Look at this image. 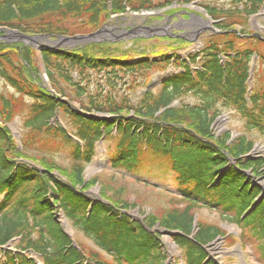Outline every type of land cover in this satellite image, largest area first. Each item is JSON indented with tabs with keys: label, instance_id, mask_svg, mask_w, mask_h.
I'll use <instances>...</instances> for the list:
<instances>
[{
	"label": "trees",
	"instance_id": "obj_1",
	"mask_svg": "<svg viewBox=\"0 0 264 264\" xmlns=\"http://www.w3.org/2000/svg\"><path fill=\"white\" fill-rule=\"evenodd\" d=\"M175 3L0 0V28L52 36L60 32L51 29L52 19L79 17L91 27L84 34H90L102 24L108 6L112 14H120L125 9L151 11ZM263 6L264 0H233V7L228 10L204 8L216 22L218 33L197 53L188 55L187 61L176 52H139L134 56L130 50L123 48L121 53L106 48V44L72 50L45 49L40 59L48 87L40 83L37 66L25 61L21 48L0 52V81L29 101L21 117L22 148L18 149L4 127L13 105L11 100L0 97V195L5 194L0 203V247L19 238L16 247L34 252L44 264H83L86 259L96 264H164L161 239L154 232L158 222L159 228L180 234L173 241L182 251L185 264H205L203 247L218 237L220 230L199 224L194 241L188 238L194 207H204L220 211L227 221L242 229H251L261 242L264 259V199L240 220L262 192L246 173L260 176L263 161L251 162L245 157L253 144L247 134L256 132L264 137V69L259 70L264 56L253 48L236 46V41H246L251 34L233 33V23L237 22L232 18L236 15L247 19ZM251 42L264 45L255 37ZM253 57L257 62L249 80ZM197 59L200 70L192 73L190 67ZM170 67L182 71L166 78L157 90L134 97L147 75ZM187 96L196 102L184 103ZM223 113L237 117L244 130L231 143L230 132L216 137L212 130L216 118ZM57 116L82 146L55 123ZM114 128L116 146L109 157L110 168L122 176L146 182L140 176L143 157L159 158L167 167L166 178L172 179L177 196L188 203L187 208L172 210L161 218L149 216L139 223L128 214L135 205L124 199L111 200L102 191L101 201L87 214L90 201L84 193L97 179L84 183L83 169L93 157L94 143L103 136L108 138ZM44 140H60V144L68 146L69 168H61L53 158L36 152L40 149L35 147ZM230 161L234 164L230 165ZM59 211L75 231L110 256L111 262H102V254L93 249L74 247L59 227ZM17 258L19 264H28L23 257Z\"/></svg>",
	"mask_w": 264,
	"mask_h": 264
},
{
	"label": "rangeland",
	"instance_id": "obj_2",
	"mask_svg": "<svg viewBox=\"0 0 264 264\" xmlns=\"http://www.w3.org/2000/svg\"><path fill=\"white\" fill-rule=\"evenodd\" d=\"M174 1H176L175 4L161 9L142 12H131L125 9V12L120 14H112L108 6V10L102 15V24L93 32H98L94 38L67 41L62 43L59 48L72 50L75 48H88L96 44H106V48H115L121 53L123 52V48L130 50L133 52L134 56L139 52L147 54L176 52L185 58L190 52L202 48L207 40H209L210 36L217 32L214 23L204 13L203 7L217 10H228L233 7V0H190L191 2L189 4H184V0ZM232 18L234 19L233 22L238 23H233L235 31H241L252 35H264V7L260 8L258 13L247 19L236 15ZM52 21L51 29L60 32L48 38H41L43 37L41 35L35 36L30 33H22L23 35L35 38V44L20 40L16 37L0 40V52L2 53L16 48L22 49V57L31 66H37L39 70V81L46 87H48V82L44 72L41 70L38 45H44L47 46V48L53 49L54 46H56L54 43L59 41L62 37H67L65 34H76L69 36V38L86 36L90 34L84 33L89 32L91 29V27L89 25L87 26L84 20L79 17L58 19L56 21L52 19ZM9 30L18 32L14 29ZM79 32L81 33L78 34ZM236 46L238 48H244L246 46L248 48H253L264 56V45L253 44L251 42V37L246 41H236ZM92 52L93 51L90 53ZM262 69H264V64L259 65V70ZM164 74L168 75L167 73ZM157 76L158 75L152 76L153 82L156 81ZM160 76L165 77V75ZM261 76L264 77V70L261 72ZM0 97H3L5 100H11L13 108L10 110L13 112L10 115L9 112H7L9 118L7 128L10 129L16 141H18L21 133L19 118L20 115L24 116L25 106H27L29 101L26 98L18 96V94L8 87L4 81H0ZM184 102L195 103L196 100L188 96L184 98ZM2 106L3 101L0 100V108H2ZM58 121L62 125L60 118ZM214 128L220 132L226 131L227 129L233 132L242 131L238 118L234 117V119L229 120L226 115L217 120ZM249 137L256 140L255 153L264 156V137L262 138L254 133L249 134ZM114 142L115 141L112 139L104 145L100 144L98 148L100 152L97 150V155L93 162L85 169L84 179L86 181L98 174L96 177L98 184L90 186L87 190L89 197L99 198V193L103 191L114 201L122 199L127 200V198L130 202L137 201L140 205L144 206L145 209L140 208V211H138L137 208L129 210L128 213L134 220H142V217L139 215L141 211H144V213L148 215L153 214V212L149 211V209H152L154 212L156 211L154 215L161 218L173 209L181 210L186 207L184 202L178 201L176 198L171 197V195L167 196L161 194L153 187L144 186L142 183L133 182L130 179L126 180L124 177L113 175L114 172L108 169L105 160V152L107 147L109 149L113 148ZM37 147L40 149V151H36L38 154L41 152L48 157L51 155H66L69 150L68 146H64L58 141L50 143L44 140L39 142ZM252 155H254V153H252ZM54 159L61 168L68 165V161L63 160V156ZM143 160L151 170V174L145 173V176L158 184H164L161 175L165 168L160 164V160L149 156H145ZM246 174L250 177L249 173ZM253 182L264 190V177H253ZM168 188L173 187L169 186ZM221 215V212L219 213L218 211L207 208H198L196 210L195 217H197L200 222L221 228V235L222 232L223 234L226 233L225 236L213 242L207 248L210 260H214L218 264H264V259L262 258L259 248L261 242L253 236L251 229H241L240 226L227 222ZM61 225L69 236L73 237L83 246H87L86 240L78 234H75L64 221H62ZM158 231L163 232L160 229H158ZM161 240L168 259L166 264H181L180 252L172 241L169 240L167 236H161ZM7 249L11 251L8 252L7 255L11 256L12 252H14L13 248ZM29 258H35V256L31 254ZM0 262L2 263V261Z\"/></svg>",
	"mask_w": 264,
	"mask_h": 264
},
{
	"label": "water",
	"instance_id": "obj_3",
	"mask_svg": "<svg viewBox=\"0 0 264 264\" xmlns=\"http://www.w3.org/2000/svg\"><path fill=\"white\" fill-rule=\"evenodd\" d=\"M0 32L3 33V35H0V40H5L7 38H10V37H16V38H19L20 40H23V41H28L30 43H36L34 40L35 38L33 37H29V36H25L23 34H20L18 32H14V31H9V30H0ZM98 34L95 33V34H92V35H89V36H80V37H74V38H62L60 42H58V46L64 42H67V41H78V40H87V39H92L94 38L96 35ZM45 48V46L43 45H38V50L40 51V49H43Z\"/></svg>",
	"mask_w": 264,
	"mask_h": 264
}]
</instances>
